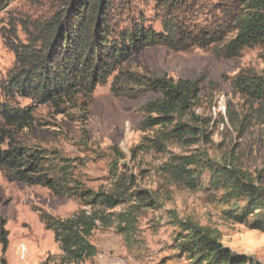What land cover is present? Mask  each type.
I'll use <instances>...</instances> for the list:
<instances>
[{"label":"trees","instance_id":"16d2710c","mask_svg":"<svg viewBox=\"0 0 264 264\" xmlns=\"http://www.w3.org/2000/svg\"><path fill=\"white\" fill-rule=\"evenodd\" d=\"M13 1L17 0H0V10ZM28 1H48L59 10L42 23L21 25L26 40L15 34L8 43L15 67L0 82V173L8 182L40 186L55 198L81 201V208L65 219L41 208L36 212L53 233L62 261L83 264L99 254L92 241L97 229L116 226L119 234L131 236L142 208L153 206L156 199L140 189L129 198L136 183L125 172L117 175L111 192H96L77 181L71 166L59 163L57 151L34 144L28 136L44 126L38 109L46 107L54 116L80 124L88 138L94 92L113 79L114 97L136 100L147 93L159 95L143 107L141 129L153 134L133 154L152 148L164 152L170 145L207 144L210 119L196 113L203 104L204 81L141 72L131 68L130 62L155 46L187 53L211 51L217 59L238 60L246 48L264 43V0H139L145 7L153 4L154 19L131 10L137 0ZM121 11L128 12L126 26L118 18ZM230 82L236 94L249 100L253 118L264 125V76L242 70ZM248 119H243V128ZM113 150L117 158L125 159L117 148ZM202 165L211 174V187L222 193L220 203L231 206L224 211L226 220L264 233V178L238 167L234 158L214 162L205 152H193L175 155L162 170L175 185L195 191L201 188ZM121 206L124 210L116 212ZM6 226L0 218V264H7L10 246ZM177 227L175 248L186 264H262L234 253L215 231L196 221H178Z\"/></svg>","mask_w":264,"mask_h":264},{"label":"rangeland","instance_id":"374dc122","mask_svg":"<svg viewBox=\"0 0 264 264\" xmlns=\"http://www.w3.org/2000/svg\"><path fill=\"white\" fill-rule=\"evenodd\" d=\"M152 8V3L145 7L137 0L131 10H141L152 19ZM58 10L54 3L28 0L13 1L0 10V82L15 67V55L8 44L11 38L17 34L26 40L21 25L29 21L42 23ZM127 14L122 11L117 14L122 26L127 25ZM151 24L159 27L155 22ZM130 67L174 79H202L203 104L196 113L210 119L207 133L210 141L193 147L170 145L164 152L152 148L133 154L144 138L153 134L141 129L143 107L159 95L147 93L136 100L114 97L110 91L113 79L94 92L87 123L88 138L80 124L40 107L37 117L44 126L28 136L34 144L57 151L59 163L69 164L77 181L96 192H111L117 175L125 172L136 183L128 192L129 198L140 189L149 191L156 199L153 206L142 208L131 236L119 234L116 226L97 229L92 240L101 256L83 264H114L117 259L125 264H186L185 258L177 256L174 240L179 231L178 221L187 219L215 231L222 244L234 253L264 264V233L226 220L224 211L231 206L220 203L222 193L211 187V174L203 165L201 188L195 191L175 185L162 170L175 155L205 152L214 162L232 157L238 167L264 178V125L253 118L249 100L236 94L230 82L242 70L264 76V43L246 48L238 60L217 59L211 51L187 53L164 46L149 47L133 57ZM246 116L249 119L243 128ZM113 148L125 155V159L117 158ZM40 208L65 219L81 208V201L55 198L40 186L8 182L0 173V218L7 222L10 240L5 255L7 264H68L62 261L63 253L57 249L53 233L39 220L36 209ZM2 255L0 243V258Z\"/></svg>","mask_w":264,"mask_h":264},{"label":"crops","instance_id":"0c3cea01","mask_svg":"<svg viewBox=\"0 0 264 264\" xmlns=\"http://www.w3.org/2000/svg\"><path fill=\"white\" fill-rule=\"evenodd\" d=\"M92 241H93V240H92ZM93 243H94V241H93ZM95 245H96V247H97V244H96V243H95ZM56 247H57L58 250H60V247H59L58 244L56 245ZM97 248H98V247H97ZM100 256H101L100 254L97 255V257L94 258L93 262H94L97 258H100ZM88 262H91V263H92V261H88Z\"/></svg>","mask_w":264,"mask_h":264},{"label":"bare ground","instance_id":"6f19581e","mask_svg":"<svg viewBox=\"0 0 264 264\" xmlns=\"http://www.w3.org/2000/svg\"><path fill=\"white\" fill-rule=\"evenodd\" d=\"M123 258V257H122ZM124 259V258H123ZM114 263V262H113ZM114 264H125L124 262H123V260H121V259H117L116 260V262L114 263Z\"/></svg>","mask_w":264,"mask_h":264}]
</instances>
